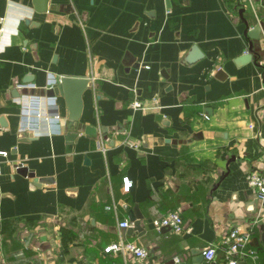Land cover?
I'll use <instances>...</instances> for the list:
<instances>
[{
    "label": "crops",
    "instance_id": "obj_1",
    "mask_svg": "<svg viewBox=\"0 0 264 264\" xmlns=\"http://www.w3.org/2000/svg\"><path fill=\"white\" fill-rule=\"evenodd\" d=\"M237 1L0 0V264H196L236 228L254 230L240 264H264V201L247 182L264 172V37L248 36L258 20ZM49 73L90 79L80 131ZM33 95L59 130L22 129ZM136 206L144 232L129 234ZM175 209L184 231L157 230ZM121 239L148 256L105 252Z\"/></svg>",
    "mask_w": 264,
    "mask_h": 264
},
{
    "label": "built area",
    "instance_id": "obj_2",
    "mask_svg": "<svg viewBox=\"0 0 264 264\" xmlns=\"http://www.w3.org/2000/svg\"><path fill=\"white\" fill-rule=\"evenodd\" d=\"M255 12L257 23H261L259 14L253 0H248ZM1 20V18H0ZM3 28H0V34ZM264 37V28L261 32ZM48 86H53L58 82V78L53 73L48 74ZM60 80V78H59ZM134 93H137L134 90ZM41 97L33 95L28 104L23 105L21 109V127L22 129H37L42 118H45L54 129L59 130L61 123V116L58 112L54 114L44 115L42 111ZM49 107H56V97H51L47 100ZM131 106L135 109L144 107L135 94L131 102ZM208 117V116H207ZM0 154L7 155V151H0ZM1 173V166H0ZM248 185L258 192L259 198L264 201V172H250L247 176ZM125 184L129 186L130 182L125 180ZM110 209L111 206H108ZM154 227L157 230H162L164 227H170L175 233H181L185 229L184 219L180 209L169 211L164 217L154 220ZM131 225L130 221L125 220L120 223V227L126 228ZM254 230L252 228L240 229L236 228L230 230L219 243L210 244L204 251V257L207 261H215L218 254L222 253L224 264H240L241 259H255V249L251 246L253 240ZM106 253H128L143 259L148 256L149 251L146 247L137 244L133 241H124L123 239L111 243L105 247ZM176 262H180L179 257H175Z\"/></svg>",
    "mask_w": 264,
    "mask_h": 264
},
{
    "label": "water",
    "instance_id": "obj_3",
    "mask_svg": "<svg viewBox=\"0 0 264 264\" xmlns=\"http://www.w3.org/2000/svg\"><path fill=\"white\" fill-rule=\"evenodd\" d=\"M42 7L38 9L42 12L48 11V0H38ZM264 27V23H257L252 28L248 29L247 34L252 40H259L261 37L262 28ZM253 45V43H252ZM196 51V50H195ZM253 59V53L248 52L241 57V60L251 61ZM221 71V70H220ZM90 82L89 78H77V77H61L60 81L53 86H49L47 90V94L49 96H63L66 100L68 109H69V124L70 127H74L77 131H80L83 126L80 123V116L82 113V95L84 91L88 88V84ZM87 134H94L95 128L91 126H86L84 128ZM77 133H68L67 140L69 141L68 150L72 149V141L77 137ZM130 220L132 222L131 227L128 228V233L132 234L134 231H138L139 233L144 232V227L142 226L141 219L143 218L142 213L139 210V207L136 206L129 213ZM260 236L255 237L254 241L256 245H259L260 242L264 245V222L259 226ZM163 230L170 231V227H164ZM195 258L194 261L196 264H218L215 261H206L203 253L201 251H194Z\"/></svg>",
    "mask_w": 264,
    "mask_h": 264
},
{
    "label": "rangeland",
    "instance_id": "obj_4",
    "mask_svg": "<svg viewBox=\"0 0 264 264\" xmlns=\"http://www.w3.org/2000/svg\"><path fill=\"white\" fill-rule=\"evenodd\" d=\"M242 3H243V5L245 4V2H248V0H240ZM244 8V7H243ZM247 11V13L245 14L246 15V17H248V18H251V16H252V11H250V10H245V12Z\"/></svg>",
    "mask_w": 264,
    "mask_h": 264
},
{
    "label": "trees",
    "instance_id": "obj_5",
    "mask_svg": "<svg viewBox=\"0 0 264 264\" xmlns=\"http://www.w3.org/2000/svg\"><path fill=\"white\" fill-rule=\"evenodd\" d=\"M237 1V0H236ZM237 6H240L242 5V3H240L239 1L236 2ZM123 180H124V177H123ZM171 211V210H170Z\"/></svg>",
    "mask_w": 264,
    "mask_h": 264
}]
</instances>
